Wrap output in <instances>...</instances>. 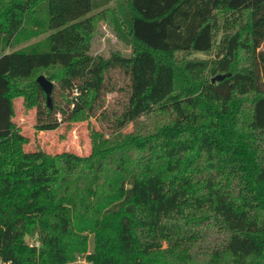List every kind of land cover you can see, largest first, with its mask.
I'll use <instances>...</instances> for the list:
<instances>
[{
    "label": "trees",
    "instance_id": "16d2710c",
    "mask_svg": "<svg viewBox=\"0 0 264 264\" xmlns=\"http://www.w3.org/2000/svg\"><path fill=\"white\" fill-rule=\"evenodd\" d=\"M99 7L0 0V264H65L87 252L89 233L90 264H264V0ZM108 17L130 56L91 54ZM112 70L128 76L129 97L101 113L109 137L89 123L88 155L26 150L16 98L37 107L36 131L55 130L104 107L121 89ZM40 74L62 105L41 104Z\"/></svg>",
    "mask_w": 264,
    "mask_h": 264
},
{
    "label": "rangeland",
    "instance_id": "374dc122",
    "mask_svg": "<svg viewBox=\"0 0 264 264\" xmlns=\"http://www.w3.org/2000/svg\"><path fill=\"white\" fill-rule=\"evenodd\" d=\"M99 1V9L108 8L116 14L117 7L126 2V0H104ZM97 10V9H95ZM114 14V15H115ZM114 18L108 17L107 19H101L96 25V32L93 35L91 42V54L102 55L104 57L110 56L114 51H119L125 56H130L132 47L128 41L127 33L124 30L118 29ZM125 27V26H124ZM47 33L38 37H34L29 41H26L15 48L23 47L37 41H40L46 37ZM204 56L202 54H197ZM193 56V55H192ZM41 75V74H40ZM109 75L114 79V84L121 89L109 92L106 94L104 101V107L99 109L89 120L74 122V123H62V125L50 131H36V113L37 107L27 106L23 97H18L14 101V120L22 128L24 133H27L30 137V142L25 146L26 150H35L37 148H44L50 153H58L62 151H74L78 154L88 155L91 153V138L89 123L96 130H101L109 137L114 130L111 125V116L103 117L101 113H111L113 110L122 111L128 103L129 87L128 76L120 70H112ZM116 87V88H117ZM27 89L33 93L32 103L36 102V93L38 89L36 86L28 85ZM54 89V88H53ZM39 101L46 107L47 99L42 93H38ZM52 106L54 102L59 105L65 102V98L62 95L61 89L52 91ZM60 117L61 114L59 113ZM133 129V124H129L124 130L130 131ZM25 241L30 245L39 247L38 234L34 236L26 235ZM166 245V244H165ZM94 249V234L89 233V246L86 253L77 254L74 259L68 261L65 264H90L87 259V254L91 253Z\"/></svg>",
    "mask_w": 264,
    "mask_h": 264
},
{
    "label": "water",
    "instance_id": "95a60500",
    "mask_svg": "<svg viewBox=\"0 0 264 264\" xmlns=\"http://www.w3.org/2000/svg\"><path fill=\"white\" fill-rule=\"evenodd\" d=\"M227 74H217L212 78V82H215L217 80H221L223 79ZM38 83L40 84V86L43 88V90L46 93L47 96V104L48 106H52L51 100H52V91L54 88V83L53 81H51L50 79H48L44 74H41L38 78H37Z\"/></svg>",
    "mask_w": 264,
    "mask_h": 264
}]
</instances>
